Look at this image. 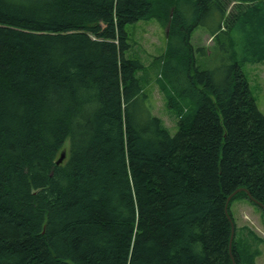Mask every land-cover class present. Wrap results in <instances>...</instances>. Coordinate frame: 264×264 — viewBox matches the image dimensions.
I'll list each match as a JSON object with an SVG mask.
<instances>
[{
  "label": "trees",
  "instance_id": "trees-1",
  "mask_svg": "<svg viewBox=\"0 0 264 264\" xmlns=\"http://www.w3.org/2000/svg\"><path fill=\"white\" fill-rule=\"evenodd\" d=\"M148 20L167 30L174 135L127 55V25ZM260 62L264 0H0V264H255L230 204H256L225 205L243 188L264 206V114L241 69Z\"/></svg>",
  "mask_w": 264,
  "mask_h": 264
},
{
  "label": "rangeland",
  "instance_id": "rangeland-1",
  "mask_svg": "<svg viewBox=\"0 0 264 264\" xmlns=\"http://www.w3.org/2000/svg\"><path fill=\"white\" fill-rule=\"evenodd\" d=\"M231 5L232 3L228 6L227 12L231 10ZM126 31L130 44L127 55L141 60L150 78L144 92L149 98L152 113L162 120L170 135H174L177 132V115L165 102L164 93L159 87L161 60L166 48V29L157 20H148L128 25ZM192 42L203 46L209 59H216V45L204 29L198 28L193 32ZM199 61L204 64L205 58ZM241 69L249 83L256 106L264 114V62L244 63ZM179 105L181 106L180 103ZM185 109L182 105V110L185 111ZM63 152L67 154V145L63 148ZM230 211L236 229L235 236L239 237L240 229L243 235L246 231L254 234L258 238L256 247L251 249L254 253V262L264 264V212L247 199L233 200L230 204Z\"/></svg>",
  "mask_w": 264,
  "mask_h": 264
},
{
  "label": "water",
  "instance_id": "water-1",
  "mask_svg": "<svg viewBox=\"0 0 264 264\" xmlns=\"http://www.w3.org/2000/svg\"><path fill=\"white\" fill-rule=\"evenodd\" d=\"M64 156H65L64 153H62V154L60 155V157L57 159L56 164H60V163H62V161H63V159H64ZM240 191L245 192L246 195H247V197H248V199H250L252 202H254L256 205H258L259 207H261V208L264 210V206H263L262 204H260L259 202H256L255 200H253V199L251 198L249 192H248L246 189L239 188V189H237L235 192H233L229 197H227V199H226V205H225V212H226V213H227V206H228V203L230 202L231 197H232L236 192H240ZM228 218H229V217H228ZM229 220L231 221L230 218H229ZM233 229H234V228H233V223L231 222V235H230L229 245L231 244V241H232V237H233ZM233 264H235V263L233 262Z\"/></svg>",
  "mask_w": 264,
  "mask_h": 264
},
{
  "label": "bare ground",
  "instance_id": "bare-ground-1",
  "mask_svg": "<svg viewBox=\"0 0 264 264\" xmlns=\"http://www.w3.org/2000/svg\"><path fill=\"white\" fill-rule=\"evenodd\" d=\"M238 14H239V12H234L233 13V15H232V19H235V18H237L238 17ZM128 26V25H127ZM142 71H140V72H138V73H136V75H142ZM148 80H150V78L148 77ZM47 105L50 107V106H54L55 105V102H53V101H47ZM127 107H129L128 105H122V109H125V108H127ZM95 106H93V107H88V105L86 106V109L89 111V112H93L94 110H95ZM151 109H152V107H150ZM138 112L137 111H134V110H132V111H130V114H132L133 116H135V114H137ZM139 114H141V112L139 111ZM161 120V119H160ZM162 121V120H161ZM65 145H68V141H66L65 142Z\"/></svg>",
  "mask_w": 264,
  "mask_h": 264
}]
</instances>
